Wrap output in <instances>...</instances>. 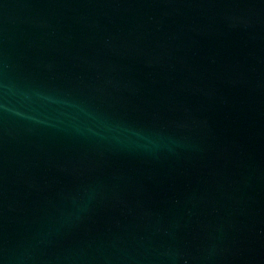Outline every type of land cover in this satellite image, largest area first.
I'll return each mask as SVG.
<instances>
[{
    "label": "water",
    "instance_id": "obj_1",
    "mask_svg": "<svg viewBox=\"0 0 264 264\" xmlns=\"http://www.w3.org/2000/svg\"><path fill=\"white\" fill-rule=\"evenodd\" d=\"M0 264H264V0H0Z\"/></svg>",
    "mask_w": 264,
    "mask_h": 264
}]
</instances>
